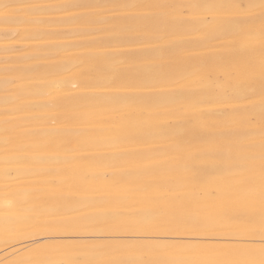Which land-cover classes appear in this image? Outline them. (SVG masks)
<instances>
[{"label": "bare ground", "instance_id": "bare-ground-1", "mask_svg": "<svg viewBox=\"0 0 264 264\" xmlns=\"http://www.w3.org/2000/svg\"><path fill=\"white\" fill-rule=\"evenodd\" d=\"M3 4L0 264H261L260 0Z\"/></svg>", "mask_w": 264, "mask_h": 264}, {"label": "snow or ice", "instance_id": "snow-or-ice-1", "mask_svg": "<svg viewBox=\"0 0 264 264\" xmlns=\"http://www.w3.org/2000/svg\"><path fill=\"white\" fill-rule=\"evenodd\" d=\"M222 8L229 9V18L236 25V30L225 34V39L230 44L235 45V51L243 53L248 48V42L254 38V33L252 31V25L255 23V16L253 9L257 5L249 2L248 4H230V5H221ZM14 6L9 4L0 5V10L4 13V18L8 19L10 12L13 10ZM259 8L260 11V38L262 44H264V0H260ZM261 94H262V103H264V62H262L261 70ZM251 87V84H249ZM191 156H195V153H190ZM261 200L264 202V157H262V166H261ZM208 196L210 198H215V193L209 192ZM40 227V225H37ZM262 255H264V250H262ZM261 264H264V260L261 261Z\"/></svg>", "mask_w": 264, "mask_h": 264}]
</instances>
